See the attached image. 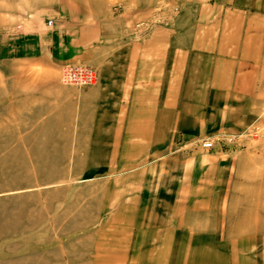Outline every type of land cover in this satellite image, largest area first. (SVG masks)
<instances>
[{
	"label": "rangeland",
	"instance_id": "1",
	"mask_svg": "<svg viewBox=\"0 0 264 264\" xmlns=\"http://www.w3.org/2000/svg\"><path fill=\"white\" fill-rule=\"evenodd\" d=\"M18 1L0 0V264H264V113L240 134L191 142L240 155L212 190L222 203L163 204L177 190L161 188L172 179L161 157L146 141L104 139V110L85 94L97 67L81 52L39 63L20 51ZM180 16L181 0H138L133 33ZM66 64L90 66L94 83L64 84Z\"/></svg>",
	"mask_w": 264,
	"mask_h": 264
},
{
	"label": "crops",
	"instance_id": "2",
	"mask_svg": "<svg viewBox=\"0 0 264 264\" xmlns=\"http://www.w3.org/2000/svg\"><path fill=\"white\" fill-rule=\"evenodd\" d=\"M120 3L129 5L116 8ZM17 5L11 17L23 29L16 38L20 51H39V63L81 52L77 59L97 67V84L85 94L104 110V139L146 141L152 160L161 157L162 172L172 177L166 182L164 176L161 188L177 190L163 204H173L175 194L179 206L196 212L222 203L212 190L240 155L232 147L191 142L240 134L263 115L264 0H181L173 25L141 39L133 33L138 0Z\"/></svg>",
	"mask_w": 264,
	"mask_h": 264
},
{
	"label": "built area",
	"instance_id": "3",
	"mask_svg": "<svg viewBox=\"0 0 264 264\" xmlns=\"http://www.w3.org/2000/svg\"><path fill=\"white\" fill-rule=\"evenodd\" d=\"M52 23L51 20L48 21ZM94 70L86 64H66L61 68V80L64 84L74 85L77 87L89 86L94 83ZM225 139H231L224 136ZM223 139V138H222ZM203 148L209 149L214 145L212 139H204L200 144Z\"/></svg>",
	"mask_w": 264,
	"mask_h": 264
}]
</instances>
